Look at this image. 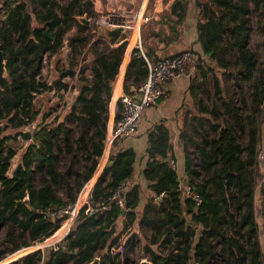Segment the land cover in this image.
I'll list each match as a JSON object with an SVG mask.
<instances>
[{
	"label": "trees",
	"instance_id": "16d2710c",
	"mask_svg": "<svg viewBox=\"0 0 264 264\" xmlns=\"http://www.w3.org/2000/svg\"><path fill=\"white\" fill-rule=\"evenodd\" d=\"M195 4L196 42L202 52L196 55L204 58L208 68L196 64L201 77L191 72L188 90L191 98H196L205 85L203 76L210 70L213 99L208 105L199 98L196 112L182 102L177 110L182 109L177 126L184 152V174L191 191L200 197L199 202L192 195H181L171 135L161 118L146 131L141 176L149 194L140 212V185L125 186L134 171L135 151L132 147L110 151L91 189L93 212L85 213L84 205L61 246L50 248L45 258L37 249L5 264L111 263L109 247L117 244L121 233L134 222L150 230L144 249L153 264H264V245L259 238L260 231L264 237V173L259 177L260 199L256 201L264 63L258 65L256 52L249 44L254 26L261 36L260 45H264V0H195ZM90 5L91 0L60 4L56 0H3L0 41L7 78L2 81L4 93L0 100V120L6 123L0 126V227L7 226L9 253L42 240L59 226L63 217L48 215L47 210L73 202L103 154L108 102L124 58L127 33L108 40L99 36L98 28L91 30L82 25L75 15L90 16ZM186 7V1L173 0L170 12L181 19ZM72 28L75 32L68 36V42L73 59L69 67L59 70L53 82L46 84L40 76L42 60L59 50L64 34ZM86 44L93 54L91 77L82 74L85 66H81L77 82L86 80L90 85L74 84L77 94L69 112L78 127L77 149L89 162L85 171L78 177L72 165L64 171L57 168L56 149H61V144L75 157L70 128L58 122L44 123L29 136L33 142L28 144L21 166L15 174L8 175L16 149L6 143L16 134L2 131L8 125L20 127L31 121L34 94L40 88H69L63 81L65 70L77 65L75 57ZM143 51L150 62L160 58L151 48ZM230 65L234 66L233 72ZM146 72L139 48L132 47L125 80L136 84ZM128 88L124 82L123 91L128 93ZM120 115L117 100L114 121ZM22 135L25 136L23 132ZM62 184L64 197L56 192V186ZM121 186L122 206L112 200L109 208L100 212V202ZM119 219L121 228L117 230ZM15 228L16 234L12 231ZM134 237L131 233L125 238V248ZM3 254L0 251V259Z\"/></svg>",
	"mask_w": 264,
	"mask_h": 264
},
{
	"label": "rangeland",
	"instance_id": "374dc122",
	"mask_svg": "<svg viewBox=\"0 0 264 264\" xmlns=\"http://www.w3.org/2000/svg\"><path fill=\"white\" fill-rule=\"evenodd\" d=\"M14 0H9V2H13ZM22 1V0H20ZM28 1V0H26ZM57 3H65L67 0H56ZM93 1L91 0V5L89 6V9L91 10L90 16L88 18L90 19L91 23L89 28L91 30H95L98 28L100 30L104 25H107L105 19L102 20V25L99 24L101 16L107 17L109 15L108 13V8L106 5L105 0H100L101 2H97L96 6L93 5ZM170 0H166L167 3H169ZM100 3V4H99ZM142 3V0H135L133 4H127L124 2L123 6L119 10L123 11L125 16H122V21L124 22L125 25H134L135 20L137 19L138 11L140 10V5ZM0 5L2 6L1 12H0V22L3 19V0H0ZM150 6H147V9H149ZM116 8V6H114ZM122 8L124 10H122ZM128 8V9H127ZM148 11V10H147ZM147 11L144 12V18L148 17ZM121 14V13H120ZM252 15H254L252 13ZM111 18V23H115L118 21V18L116 17H110ZM160 21L162 23H166L167 25L170 24L169 21V16L164 12L163 16L160 17ZM254 19V16H253ZM255 21V20H254ZM255 25V22L252 23ZM100 25V26H98ZM147 31V27L145 25H142V32L145 34ZM75 32V29L72 28L69 31H66V33L63 36V45L59 48V50L52 55L51 57H45L42 60L41 67H40V76L42 80L46 84H50L51 82L54 81V79L57 78L58 72L62 68H67L69 67V61L73 59L70 47H69V42H68V36L72 35ZM99 33V32H98ZM143 35V34H142ZM261 41V36L258 34V32L255 30L254 26L253 29H251L250 32V47L256 52V55L258 57V65H261L262 62L264 63V45H260ZM143 49V48H142ZM144 52V51H143ZM128 55V50L126 49V53L124 56L123 62L120 64L119 70L117 77L114 81L116 86L117 80L120 81V84L123 85L125 82V78L123 77L125 68L121 71V66H125L127 64V56ZM166 55V54H164ZM163 56V55H161ZM160 56V57H161ZM75 60H77V65H75L72 69L75 70L74 75L67 74L64 78V82H68L69 88L66 90H49V89H43L40 88L37 92L34 94V99H33V117H31V121L23 126L20 127H11V126H6L5 129L2 131V134H16L15 138L8 139L6 145L7 146H12L16 149V153L12 157L10 161V166L8 168V175H11L13 169L15 166L20 163L22 164V156L30 142H33V138L29 137L34 131L39 130L41 126L45 123H52V125L57 124L58 122H63L65 126L70 128V143L72 146L73 151H75V157H72L73 152H68L63 144H61V149H56V154H57V168L61 171H64L69 165H72L75 171L78 172L77 176L79 177L86 169L88 165V161L85 159L84 154L80 150L77 149V130L78 127L76 125V122L69 116V112L72 106V103L74 101V98L77 94V87L74 86V84L77 82V77L81 75L79 73V69L81 66H85V70L82 74H84L86 77L90 78L91 77V67L93 65V54L89 50L88 44H86L84 47H82L81 52L79 56L75 57ZM230 60H233V57L231 56ZM207 69L208 65H206V62L200 65ZM230 71H234V66L230 65ZM192 71H189V73L192 72L193 75L198 76L199 74V69L198 67L194 66L192 68H189ZM214 70L217 72L218 70L214 68ZM192 75V76H193ZM123 79H121V77ZM201 77V76H198ZM203 79L205 81V85L202 91L199 92V94L196 96V98H191L190 102L186 104V108L190 109L192 112H196L197 110V102L199 98L206 104H210L211 100L213 99V82H212V73L210 70H207L205 75L203 76ZM221 79L223 81V78L221 76ZM118 81V82H119ZM226 83V82H224ZM248 86V83L245 84ZM113 91L115 89L112 88V95L111 98L108 102V109H109V120L107 123V126L111 121H113L114 118V113L116 110V104L114 105L113 102V107L111 108L112 104V96H113ZM237 98V95H235ZM166 97V94L164 93L163 98ZM162 98V99H163ZM156 104V103H155ZM154 105V104H153ZM185 109V108H183ZM182 109L178 111V117L182 115ZM263 118L259 122L260 125V134H261V141H260V147H259V153H258V180H257V186H256V201H259V195H258V187L260 183V176L261 173L264 171V111H263ZM261 118V117H260ZM221 120V117L219 116V119ZM5 121L0 120V126H5ZM18 132H20L18 134ZM23 133H27L28 136H23ZM107 141L105 142L104 140V148H103V155L108 158L110 151H113L111 146H106ZM110 147V148H109ZM109 148V150L107 149ZM108 152V153H107ZM102 158V157H101ZM99 158L98 163L101 164L102 160ZM21 166V165H20ZM101 165H97L95 172L93 176L90 178V182H92L95 178V174L99 173V168L101 170ZM38 176L36 175L35 177V183H37ZM69 180L72 181V184L74 185V179L72 176L69 177ZM89 181V180H87ZM94 182V181H93ZM85 183V182H84ZM83 183V185H84ZM81 186L80 190L77 192L76 199H78L81 195L82 188L84 186ZM56 192L59 196L64 197V188L63 184L60 186H56ZM85 192V191H84ZM83 192V194H84ZM84 197V196H83ZM82 197V199H83ZM88 194L86 197H84V204L88 205L90 208L94 207L95 205L91 204L90 199L88 198ZM25 198V196H24ZM27 198V197H26ZM80 199V200H82ZM120 220V219H119ZM117 230L119 229V221H117ZM14 234L17 233V229L15 228L12 230ZM7 226L4 225L0 227V251H3V256L0 259V264H5L8 263L11 260H15L18 258H21L25 255V253L28 250H35L39 249L41 252L42 257H46L48 250L50 249L49 246H41L42 242H45V239L42 241H36L34 243H31L27 246H23L24 248L20 247L19 249L13 251V252H7V247H8V241H7ZM131 233L135 234L134 239L129 243L128 248H126L124 254H123V262L122 264H137L142 258H147L149 257L148 252L145 251L144 246L148 241V237L150 234V230L148 227H137L135 222L127 228L125 231L121 233V237L119 238L118 242H123L125 238H127ZM28 240V238H25ZM148 244V243H147ZM38 247V248H37ZM152 248H155L153 246ZM20 256V257H19Z\"/></svg>",
	"mask_w": 264,
	"mask_h": 264
},
{
	"label": "crops",
	"instance_id": "0c3cea01",
	"mask_svg": "<svg viewBox=\"0 0 264 264\" xmlns=\"http://www.w3.org/2000/svg\"><path fill=\"white\" fill-rule=\"evenodd\" d=\"M108 8L109 15L107 17L101 16L100 19H107L110 17L118 18L116 22H123L122 16H125L124 12L119 10L124 7L123 4H133L135 0H105ZM186 1L187 7L186 12L181 19L177 15L170 12V5L173 0L169 3L166 0H142L140 5V10L138 11L137 19L134 25L125 26L124 29L117 36L120 37L121 34L127 33L126 36V49L128 50L127 61L129 59V54L132 47H136V44L140 43V46L144 48H151L155 50L160 56L164 54H174L182 50L189 49L195 54H202L200 44L196 42L197 37V19H198V8L195 4V0H184ZM97 2L100 0L93 1V5L96 6ZM100 4V3H99ZM116 6V8H114ZM147 6H150L147 9ZM128 9V8H127ZM122 10H124L122 8ZM148 10V11H147ZM147 11L148 17L144 20L141 17V13ZM169 16L170 24L162 23L160 17L163 16L164 12ZM121 13V14H120ZM140 13V14H139ZM122 15V16H121ZM106 22V21H105ZM115 22V23H116ZM107 23V22H106ZM102 25V24H101ZM138 25V26H137ZM142 25L147 27V31L144 34L142 32ZM100 26V25H98ZM107 26L112 27V24H107ZM139 33V34H138ZM143 34V35H142ZM105 39V38H103ZM126 53V50H125ZM124 53V56H125ZM123 60H125L123 58ZM123 62V61H122ZM126 65V64H125ZM125 66H121V71ZM121 77V76H120ZM124 77V75H123ZM121 77V79H123ZM189 75H184L180 78L171 80L166 85V97L159 100L156 104L148 106L139 121L136 130L132 134H126L115 139L110 145L112 150H117L119 148L132 147L135 151V161L133 164V174L131 178L126 182L125 186L132 183H138L140 185V200L137 206V212L141 211L143 203L145 202L146 196L149 194L146 188V182L141 176V169L145 162V146H146V131L151 126L152 123L157 120L164 118L171 135V147L175 158V167L179 178V186L181 189V195L186 196L187 191V178L184 174V152L182 144L178 138V126L177 123L180 121L178 117V107L185 102H190L191 96L188 90L189 85ZM117 80L116 86L113 85V89L116 87L122 89L120 81ZM128 87L131 88L135 83L132 81H126ZM120 90V89H119ZM123 90V89H122ZM113 107V102L111 108ZM110 148V147H109ZM108 148V150H109ZM108 153V152H107ZM107 157L104 156L101 164V169L107 162ZM105 160V161H104ZM99 171L101 172L100 168ZM99 172V173H100ZM95 174V177L99 175ZM264 171L261 173L263 175ZM97 178V177H96ZM259 219V216H258ZM119 221V228H121V221ZM259 238L261 244L264 245V237L262 232L259 233Z\"/></svg>",
	"mask_w": 264,
	"mask_h": 264
},
{
	"label": "built area",
	"instance_id": "2783aa9c",
	"mask_svg": "<svg viewBox=\"0 0 264 264\" xmlns=\"http://www.w3.org/2000/svg\"><path fill=\"white\" fill-rule=\"evenodd\" d=\"M142 13H139L141 17L144 16ZM145 19L146 18H144V20ZM102 20L103 19H100L99 24H102ZM106 22L108 24H112V26L117 23L124 24V22L111 23V18H107ZM136 47L139 48V53L145 61L147 72L142 81L136 83L131 88H128V93L124 92L121 88H119L120 90L118 87L114 88L115 91H113L112 102H114V105L116 104L117 108L118 100L121 106V115L118 120L114 121L113 119V121H111V123H109L107 126L105 137V142L107 141L106 146H110L112 142L118 137L126 134H132L136 130L144 110L148 106L157 103L160 98L163 97L168 82L184 75H189V71H192L189 68L196 66L197 63H200L201 65L204 63L203 57L198 59L197 55L189 49L182 50L174 54H166L161 56L155 62H150L143 52L140 43L136 44ZM101 157L100 158L103 159L104 155L102 154ZM96 177L93 180L94 182L97 179ZM93 181L90 182L89 179V181L84 183V187L82 188L81 195L78 199H75L73 202L49 208L47 210L48 215L62 216L63 219L61 220L59 226L49 236L43 238L45 239V242H42L41 246H49L53 250H56L61 246L63 240L66 239L68 232L73 227V224L79 215L80 209L85 205V213L90 214L93 212L94 207L90 208L88 205L84 204V197H86L87 194L89 196L88 198L90 199L91 189L94 184ZM84 190L85 192L83 194ZM121 191L122 186L112 191L106 199L100 202L99 211L103 212L107 210L109 208L108 202L112 200L115 201L119 206H122L123 201L121 198ZM186 195H192L196 202H199L200 200V197L192 192L189 186H187ZM26 197L27 194H25V198ZM90 202L92 204L91 199ZM125 250L126 248L124 242H118L117 244L110 246L109 252L112 254L113 262L106 264H122ZM31 251L34 250H28L26 253ZM95 260H99V256H96Z\"/></svg>",
	"mask_w": 264,
	"mask_h": 264
},
{
	"label": "water",
	"instance_id": "95a60500",
	"mask_svg": "<svg viewBox=\"0 0 264 264\" xmlns=\"http://www.w3.org/2000/svg\"><path fill=\"white\" fill-rule=\"evenodd\" d=\"M2 6L0 5V12H1ZM75 18L84 26L89 27L90 26V19L87 17L86 13H83L82 15H75ZM125 25L122 23L114 24L112 27H109L107 25H104L99 30V36L105 39H111L114 36H118L119 33L124 29ZM6 60L4 58V52L2 48V43L0 41V100L3 97L4 89L2 86L3 79L7 78V70H6ZM66 74L74 75L75 70L74 69H67L65 70ZM78 86H81L82 84L90 85L88 81L81 80L77 82ZM34 115H32L33 117ZM24 135L27 137L28 134L24 133ZM20 163H18L15 168L13 169L12 173L15 174V172L19 169ZM20 202V201H18ZM137 264H153L149 259L142 258Z\"/></svg>",
	"mask_w": 264,
	"mask_h": 264
},
{
	"label": "bare ground",
	"instance_id": "6f19581e",
	"mask_svg": "<svg viewBox=\"0 0 264 264\" xmlns=\"http://www.w3.org/2000/svg\"><path fill=\"white\" fill-rule=\"evenodd\" d=\"M137 26H138V25H137ZM138 34H139V33H138ZM104 161H105V160H104ZM84 191H85V190H84ZM84 191H83V192H84ZM37 248H38V247H37ZM32 250H33V249H32ZM19 257H20V256H19Z\"/></svg>",
	"mask_w": 264,
	"mask_h": 264
}]
</instances>
